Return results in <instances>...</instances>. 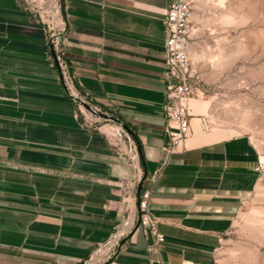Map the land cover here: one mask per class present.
Masks as SVG:
<instances>
[{"label":"crops","instance_id":"crops-1","mask_svg":"<svg viewBox=\"0 0 264 264\" xmlns=\"http://www.w3.org/2000/svg\"><path fill=\"white\" fill-rule=\"evenodd\" d=\"M169 2L65 0V20L60 0H0V264H81L114 236L103 264L217 260L261 155L250 136L200 132L193 116L162 164ZM83 97L127 123L141 151L85 115ZM140 181L165 236L153 250L137 226Z\"/></svg>","mask_w":264,"mask_h":264},{"label":"rangeland","instance_id":"rangeland-1","mask_svg":"<svg viewBox=\"0 0 264 264\" xmlns=\"http://www.w3.org/2000/svg\"><path fill=\"white\" fill-rule=\"evenodd\" d=\"M193 10L192 112L193 100L209 101L194 115L201 117L198 130L248 135L261 155L259 183L244 199L214 264H264V0H193ZM81 109L91 117L87 107ZM92 119L120 126L93 113Z\"/></svg>","mask_w":264,"mask_h":264},{"label":"built area","instance_id":"built-area-1","mask_svg":"<svg viewBox=\"0 0 264 264\" xmlns=\"http://www.w3.org/2000/svg\"><path fill=\"white\" fill-rule=\"evenodd\" d=\"M193 13V0H170L164 18L167 29L165 41V94L167 100L165 110L171 124L168 129L169 137L163 146L164 156L162 157V164L169 160L171 154L177 150L184 139L192 132V118L195 114L191 110L190 103L196 92V87L192 80L194 62L190 49ZM52 42L54 45L56 44L55 41ZM60 61L63 67V61L61 59ZM63 74L68 79H72L67 71L63 70ZM87 103L94 111L102 112L101 107L98 105ZM81 105L85 106L80 101V109ZM88 110L96 114L92 110ZM83 112L85 113V111ZM113 131L118 133L120 139H123L124 134H128V131L121 124L115 127ZM149 198L150 191L148 189L141 190L138 207L141 219L140 225L146 230H150L155 237L156 242L149 246V250H153L158 242L165 239V236L158 228L157 217L151 212ZM119 238L114 236L109 239L103 246L104 250L100 248L91 254L86 263L103 264L109 260L116 252Z\"/></svg>","mask_w":264,"mask_h":264},{"label":"water","instance_id":"water-1","mask_svg":"<svg viewBox=\"0 0 264 264\" xmlns=\"http://www.w3.org/2000/svg\"><path fill=\"white\" fill-rule=\"evenodd\" d=\"M60 9H61V13H62V16L63 18L66 20V10H65V0H60ZM50 47H51V53H52V56H53V59L57 65V67L59 68L60 70V73H61V77L64 76L63 74V70H62V66H61V61H60V58L58 56V53L55 49V45L53 43L50 44ZM88 109L92 110L93 112H95L96 114H98L99 116H102L104 118H107V119H111V120H114L116 122H119L129 133H131L137 140V144H138V149L139 151H141V145H140V141L139 139L137 138L136 134L134 133L133 129L125 122L121 121L120 119L116 118L115 116L113 115H110L108 113H104V112H96L92 109V107L84 100H80ZM142 185H143V181H140L139 185H138V200H137V203H138V206L140 204V193H141V190H142ZM140 213H139V218H138V222H137V226L140 225ZM81 264H87L85 261L82 262Z\"/></svg>","mask_w":264,"mask_h":264},{"label":"bare ground","instance_id":"bare-ground-1","mask_svg":"<svg viewBox=\"0 0 264 264\" xmlns=\"http://www.w3.org/2000/svg\"><path fill=\"white\" fill-rule=\"evenodd\" d=\"M192 105V101L190 103V106ZM209 105L208 100H193V106H194V111L195 112H201L207 109Z\"/></svg>","mask_w":264,"mask_h":264},{"label":"trees","instance_id":"trees-1","mask_svg":"<svg viewBox=\"0 0 264 264\" xmlns=\"http://www.w3.org/2000/svg\"><path fill=\"white\" fill-rule=\"evenodd\" d=\"M56 36H57V35H56ZM54 37H55V36H54ZM54 37H52V38H54ZM52 38H51V39H52ZM51 43H53L52 40H51ZM60 55H61V60L63 61V63H64V64H67L66 59L62 56V54H60ZM67 69H68V65H67ZM68 73H69V75H71L69 69H68ZM71 77H72V75H71ZM73 80H74V79H73ZM80 100H81V99H80Z\"/></svg>","mask_w":264,"mask_h":264}]
</instances>
